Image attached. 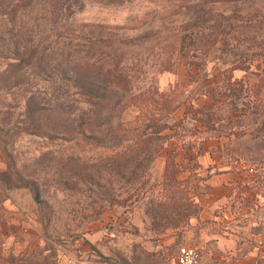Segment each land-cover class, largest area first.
I'll return each instance as SVG.
<instances>
[{"label": "rangeland", "instance_id": "374dc122", "mask_svg": "<svg viewBox=\"0 0 264 264\" xmlns=\"http://www.w3.org/2000/svg\"><path fill=\"white\" fill-rule=\"evenodd\" d=\"M208 79L245 85L220 113L236 123L209 134L191 118L212 103ZM161 120L176 138L163 131L137 169L108 163ZM232 132L247 135L217 139L221 157L249 173L219 210L233 230L195 219L199 208L156 216L171 151L186 166L187 146ZM0 139V243L14 264H174L179 246L202 254L223 232L253 245L264 234V0H0Z\"/></svg>", "mask_w": 264, "mask_h": 264}, {"label": "crops", "instance_id": "0c3cea01", "mask_svg": "<svg viewBox=\"0 0 264 264\" xmlns=\"http://www.w3.org/2000/svg\"><path fill=\"white\" fill-rule=\"evenodd\" d=\"M218 144L216 138L210 137L200 143L195 153L185 149L186 166L178 162V155L175 161L185 168L179 177L186 176L180 179L192 181L190 197L199 206V214L195 219L212 220L217 227L223 222L226 225L224 229L227 230L231 228V213L225 209L223 215H220L219 210L227 206L232 199L238 198L239 190H236V187L241 180H245L246 174L249 173L235 168L229 161L223 159ZM171 154L172 151L164 161V169ZM246 182H249V177ZM223 233V235L213 234L206 241L212 243L208 247V252L201 254L203 264H264V234L253 235L254 244L246 247V243L239 242L237 236L228 234V232Z\"/></svg>", "mask_w": 264, "mask_h": 264}, {"label": "trees", "instance_id": "16d2710c", "mask_svg": "<svg viewBox=\"0 0 264 264\" xmlns=\"http://www.w3.org/2000/svg\"><path fill=\"white\" fill-rule=\"evenodd\" d=\"M235 68L234 70H236ZM227 79L220 82V79L209 80L205 82L203 80L200 84V87L204 90V96L209 97L212 100L211 104H206L205 106L198 107V115L199 117H191L196 122L201 123L205 127V132L209 134L210 132H219L215 129L216 124L221 125L222 122L228 121L233 124L236 123L231 119L232 112L225 114V116L220 115L222 112L223 105L227 102L228 106H233L238 100L241 98V94L245 88L243 80H235L234 82H230ZM231 80V78H230ZM219 83L223 85L220 86ZM204 84V85H203ZM259 85V83H258ZM204 87V88H203ZM96 105L98 107H106L103 103L97 102ZM108 111L110 113L113 112L114 105L111 107V104L107 103ZM236 111H234L235 113ZM243 114L239 113V117L242 118ZM185 118V117H183ZM163 120V119H162ZM159 121V125L156 130L151 133H144L141 136L133 138L130 140L128 145L118 151L112 159L108 162L109 164L113 163L117 170L120 172L124 169L132 166V169H137L142 164L144 158H149L152 154L151 151L153 148L163 140L164 137L168 135L162 136V132L166 130H172L173 135L170 137L176 138L177 130L176 126H172L167 123V121L162 122ZM94 122L95 125L100 126L101 120L100 117H93L91 123ZM162 122V123H161ZM178 122V121H176ZM197 133H200V130L196 128ZM235 137V139L244 138L247 134L242 132L241 134L232 132L229 135H221L220 133H216L215 135H208L202 141L205 142L210 137L220 139L224 137L231 138V136ZM193 148L192 145L187 146L186 150ZM160 151V150H158ZM178 155L177 151H173L169 161L166 162L164 169V181H161V197L157 203L153 204L151 207L152 212L156 213V216L163 215L164 209H172L173 215L175 217L173 219L177 221H182L184 219H188L192 212H198V205L193 201L190 197V190H188L187 184L188 180H182L179 177V174L183 173L185 168L180 164H178L175 159ZM130 169V168H129ZM178 169H181L179 171ZM176 170V171H174ZM172 171V173H171ZM167 176V178H166ZM184 186V187H183ZM170 187H174L175 190L170 189ZM185 188V189H184ZM153 203V202H152ZM181 209L185 211H181ZM191 212V213H190ZM165 216V215H163ZM2 244L0 243V264H14V261L8 259L3 255ZM16 264V263H15Z\"/></svg>", "mask_w": 264, "mask_h": 264}, {"label": "built area", "instance_id": "2783aa9c", "mask_svg": "<svg viewBox=\"0 0 264 264\" xmlns=\"http://www.w3.org/2000/svg\"><path fill=\"white\" fill-rule=\"evenodd\" d=\"M1 148V139H0ZM174 264H203L200 250L197 247L181 245L173 258Z\"/></svg>", "mask_w": 264, "mask_h": 264}]
</instances>
